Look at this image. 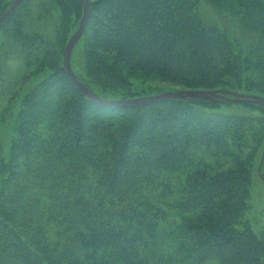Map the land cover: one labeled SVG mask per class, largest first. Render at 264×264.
<instances>
[{
    "label": "trees",
    "instance_id": "trees-1",
    "mask_svg": "<svg viewBox=\"0 0 264 264\" xmlns=\"http://www.w3.org/2000/svg\"><path fill=\"white\" fill-rule=\"evenodd\" d=\"M49 1L53 38L25 27L28 0L0 27L45 74L24 93L0 160V264H154L164 236L199 263L264 264V236L245 217L264 105L240 102L257 111L243 115L217 112L226 99L95 102L64 63L83 2ZM89 1L86 76L74 71L99 96L144 95L128 79L139 70L264 96V0H208L257 35L246 53L204 22L200 0ZM12 2L0 0V15Z\"/></svg>",
    "mask_w": 264,
    "mask_h": 264
},
{
    "label": "rangeland",
    "instance_id": "rangeland-1",
    "mask_svg": "<svg viewBox=\"0 0 264 264\" xmlns=\"http://www.w3.org/2000/svg\"><path fill=\"white\" fill-rule=\"evenodd\" d=\"M49 0H28L29 16L25 18V27L54 37V28L60 22V13L49 10ZM48 6V7H47ZM45 11V12H44ZM198 12L204 22L229 31L237 48L248 52L257 35L244 30L240 20L229 11L214 7L208 0H200ZM45 13V14H42ZM79 42V41H78ZM85 43H77L71 53V65L79 75L85 77ZM45 74L37 75L27 67L24 59L15 50L14 42L9 36L0 34V160L7 159L10 152L11 133L14 120L24 93L40 81ZM133 92L153 95L165 91L184 89L179 84L165 79L150 70L128 73ZM143 90V91H142ZM217 112L253 115L257 113L252 107L240 103L221 104ZM264 144L260 147L253 168V180L250 187L251 208L246 211L255 231L264 236ZM159 252L154 254V264H213L214 262H197L186 252L180 251L174 237H162ZM215 264H220L216 261Z\"/></svg>",
    "mask_w": 264,
    "mask_h": 264
},
{
    "label": "water",
    "instance_id": "water-1",
    "mask_svg": "<svg viewBox=\"0 0 264 264\" xmlns=\"http://www.w3.org/2000/svg\"><path fill=\"white\" fill-rule=\"evenodd\" d=\"M22 0H13L12 4L5 10L3 14L0 15V27L4 20L17 8V6L21 3ZM83 2V14L81 20L79 22L78 28L71 35L69 41L65 47V56L64 63L67 69V72L73 82L76 84L81 93L88 96L91 100L101 103V104H109V105H138V104H147L159 100L171 99V98H214V99H226L231 102H253L257 104L264 105V96L254 93H243L237 92L230 89H178L165 91L158 94L148 95V96H136L131 98H123V99H106L99 96L97 93L93 92L89 89L76 75L75 71L71 65V53L74 49L75 45L80 40L88 18L90 14V1L82 0ZM264 180V174H263Z\"/></svg>",
    "mask_w": 264,
    "mask_h": 264
}]
</instances>
